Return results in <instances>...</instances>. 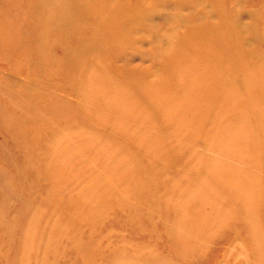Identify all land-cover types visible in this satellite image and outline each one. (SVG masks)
<instances>
[{"label": "rangeland", "instance_id": "obj_1", "mask_svg": "<svg viewBox=\"0 0 264 264\" xmlns=\"http://www.w3.org/2000/svg\"><path fill=\"white\" fill-rule=\"evenodd\" d=\"M217 1L234 23V0ZM262 2L245 0L242 9H258ZM28 5L30 0H0V35L18 23L17 34L11 31L6 42L0 36V264H264V97L242 87L239 70L225 73L220 81L232 83L231 94L224 89L228 100L246 109L224 106L223 112L220 95L215 104L210 93L201 95L187 82L179 85L174 75L184 58L174 66L162 62L154 52L171 39L143 27L129 34L128 40L136 41L122 49L125 60L116 59L113 47L90 64L95 73L111 74L108 88L99 85L94 91L92 104L76 103L85 88L78 84L82 72L76 82L67 80L77 73L74 62L66 66L68 59L50 46L42 79L40 66L31 62L32 81L61 96L44 94L38 103L10 77L23 76L29 67L35 42ZM258 23L256 31L262 32ZM157 25L161 29L162 22H153ZM199 26L198 31L197 25L180 27L177 48L163 55L195 58L185 62L184 74L201 69L205 41L221 44L218 30L204 29V22ZM261 44L247 43L239 52L260 63ZM54 52L59 66L48 61ZM233 56L232 61L246 64ZM61 65L65 73L57 77ZM132 65H139L136 72ZM138 81L143 94L137 103L129 97ZM150 81L158 93L176 81L177 103L150 102ZM112 88L120 94L109 96L111 104L103 109L96 93ZM200 105H207L206 112Z\"/></svg>", "mask_w": 264, "mask_h": 264}, {"label": "bare ground", "instance_id": "obj_2", "mask_svg": "<svg viewBox=\"0 0 264 264\" xmlns=\"http://www.w3.org/2000/svg\"><path fill=\"white\" fill-rule=\"evenodd\" d=\"M242 2H245V0H234L233 8L235 9L236 15L235 22L231 23L226 20V16L224 14L225 11H220V4L217 0H30V5L32 4V12L30 16L33 19V21H31L34 30V36L31 39H33L32 42L35 43L34 46L32 45L33 47L29 48L28 51L29 67L27 68L26 73L23 76H20L19 73H17L18 75L15 74L10 77H12L13 84L24 91V95L26 94L29 99L35 100L36 102L38 101V103L40 102V97L44 94L48 95L49 97L52 93H55L56 96L60 95V93H58L56 90H53L52 88V93L50 92L48 94L49 91H47L45 83L44 85L41 84L40 80L36 82V79L35 81H32V79L34 78L31 75L32 70L30 64L31 62H34L37 68H39L38 66H40L39 69L41 78H38L42 79L41 73L44 74L43 71L45 67L42 66L45 63L44 58H46L45 56L48 52V48L51 49L50 46H53L55 50L59 49L61 51L60 53H62V56L64 55L66 59H68L66 66L69 62H74L73 66L77 73L76 75L74 74L75 76H73L72 78L68 77L67 80L76 82L78 79L77 76L82 72V76L79 78L81 82H78V84L82 83L84 85L85 88L82 92L84 96H82L81 94V96L78 97L79 101L76 100V103L81 106L84 99V102L86 104H92L94 102V91H97L99 85H104V87L108 88V82L110 81L111 74L106 73L105 71L103 72V75L101 71H97L98 73H95L94 67L90 68V64H93V62H95V60H97L98 58H102V56L106 53L109 54V52L112 51L110 49H112L113 47L118 51V54H116V59L123 60L124 53L122 52V49H124V46H130V41L132 40L136 41L133 37H130L132 40H128L129 34L135 32V30H140V28L142 29L143 27H146L151 28L152 30L154 29V32H157L158 36L160 32H165L164 34H167V38L164 39H166L167 41L169 38L171 39L170 41H168V46L164 50H159L161 48L160 46L158 50L156 48L154 52L157 57L162 58V62L166 59L168 63L174 66L178 61H182L184 58V65L183 63L181 64V66L179 65L181 71L177 72V77L174 75L175 80H177L179 85L180 83L184 84L185 82H187V85H193L194 89L200 88L198 93L200 92L201 95L202 93H210V101L215 104L218 103L217 95H220L222 103L219 107L222 111L224 106H227L228 110L232 109L233 111L246 109L245 106H239V103H237L235 100H228L227 96L231 94L228 89L232 87V83H230V81L229 84L227 82L223 83L224 81H220L224 80L223 78L225 77V73L228 76L230 72L239 70V72L242 74L241 76L243 79L242 87H244L247 91L252 90L253 88L255 89V91L257 90V93H260L259 95L264 97V49L257 52L258 55H256V59L257 61L261 60L260 63L257 62L258 64L255 61H252V55H250L251 53L248 54L246 52H239L240 49L244 48L247 43L252 46L257 45L259 42L262 43L261 45L264 44V27L261 28L262 32L256 31V29H258L257 22H259L258 25H260L261 23L264 25V3L262 2L258 9L249 8L247 10H243ZM30 5H28V7ZM215 6L218 7L219 12L218 10L212 11L213 7ZM196 7H203L204 9L201 12H198L195 10ZM6 17L8 18L7 15ZM31 17L28 18L30 19ZM212 17L215 18L213 19L214 21L218 20L219 25H213L214 21L213 23L211 22ZM246 18H250L251 21L244 23V20ZM8 19L6 21H8ZM10 19H12V17ZM259 19L261 21H258ZM16 20L19 21L18 17ZM160 21L162 22L161 29L158 27L159 25H157L158 28L153 27V22H156V24H158V22ZM200 22H204V29L206 27L205 25H210L211 28H215L221 33V44L218 45L212 42L205 41L204 46L203 44L201 45V51L206 57L202 60L199 59V63L202 64L201 69L192 67L190 70H188V72L190 71L189 73L187 72L188 74H184L183 71H186L187 68L185 62L187 60H189V62H197L195 58H190L188 56H186V58L182 56L165 58V56L163 57V55L167 51L169 52V49L170 52H172V46L175 45V47L177 48L176 44L180 42L179 38L177 37L179 29H188L193 27L194 25H197L198 27H196V29L198 31V29L201 27L199 26ZM16 23H13L12 28L17 31L18 29L14 27V25H18V23L17 25ZM23 23L26 24L25 22ZM9 28H11L10 25L8 29ZM8 29L4 33L1 32L2 38L5 40V42L6 39H8L10 36L12 37V35H10L11 31L15 33L14 29L11 31H9ZM202 32L204 34L205 31L203 30ZM259 33H261L262 35ZM165 35L163 37H166ZM204 36L206 37L212 35H206L205 33ZM147 41L148 45H152L150 44V39ZM176 41L177 43H175ZM71 42L73 43V46L70 45ZM145 44L146 41L140 42V46H145ZM24 45L25 44L23 43V46ZM226 45L231 48L229 50L235 48V57L233 56V53H229V51L227 53L228 49ZM191 47L189 45L186 46L187 49ZM196 48L199 49V46H196ZM181 49H183V47ZM36 50H38V52ZM221 51L226 52L227 56L222 57ZM253 53L255 52L253 51ZM51 54L52 56L50 58L52 61L48 59L49 57L47 58L49 63L57 62V65L59 66L60 61H57V59H59L58 57L60 55H58L56 52ZM232 56L235 59H237V56L243 58L246 64L241 65L238 62L232 61ZM50 66L51 65H49V67ZM66 66L61 65V69L57 73V77L63 74L64 68H66ZM138 66L139 65H132V72H136ZM191 71L193 72L191 73ZM49 73L51 74V72ZM211 77L212 79L210 81L205 82ZM57 84L59 85L60 83ZM136 84L137 86L132 90L133 92L130 91L131 95L129 99L132 102L135 101L138 103L139 98L143 93L142 88L140 87V82L138 81V83ZM68 85L70 84L68 83ZM10 86L11 85H9V88H12ZM16 86L15 90H18ZM176 86H178V84H176L175 81V84L173 86L170 85L166 88H162L163 90L158 93V90L155 88V82L150 81L149 88L152 94L150 95L149 92L148 97L150 99V102L159 104L158 106H161V104H170L172 102L173 105H175L177 103V98L175 97L174 99V96L172 95L175 93V89H177ZM124 89H126V91L128 92L126 83L124 85ZM224 89H227L229 94H227ZM155 90H157L158 95L155 93ZM96 94L99 98L98 104L101 108L106 109L109 108V103L111 104V102L109 101V96L110 98L115 97V94H120V91H115V89L112 88L111 91L101 90ZM80 97L82 99H79ZM196 99L197 98H193L192 101ZM208 102L209 98L205 103ZM38 103H36L38 106L41 105ZM55 104L53 107H55ZM205 108H207V105H200L198 109L203 110ZM68 109L69 108H67V111ZM212 109L216 112L219 111V109L217 110V107ZM247 109L250 110L249 107H247ZM204 111L206 112V109ZM258 112H261V110L259 109ZM237 115H239V112L237 113ZM68 154L66 155L65 152V156H68ZM82 200L85 201V199Z\"/></svg>", "mask_w": 264, "mask_h": 264}]
</instances>
